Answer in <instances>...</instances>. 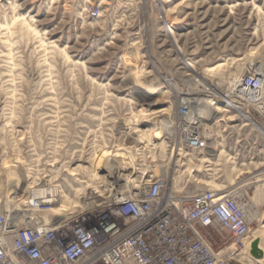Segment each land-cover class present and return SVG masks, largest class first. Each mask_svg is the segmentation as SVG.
I'll return each instance as SVG.
<instances>
[{
	"label": "rangeland",
	"instance_id": "obj_1",
	"mask_svg": "<svg viewBox=\"0 0 264 264\" xmlns=\"http://www.w3.org/2000/svg\"><path fill=\"white\" fill-rule=\"evenodd\" d=\"M216 69L235 78L264 69V0H0V212L18 227L76 220L167 175L183 193L239 194L262 250L241 262L264 264V117L202 115L215 155L191 163L161 148L186 98L221 96L207 87ZM47 188L54 201L35 208L33 190ZM57 208L67 211L53 217ZM222 239L231 236L221 228L210 238Z\"/></svg>",
	"mask_w": 264,
	"mask_h": 264
},
{
	"label": "built area",
	"instance_id": "obj_2",
	"mask_svg": "<svg viewBox=\"0 0 264 264\" xmlns=\"http://www.w3.org/2000/svg\"><path fill=\"white\" fill-rule=\"evenodd\" d=\"M88 14L99 17L94 7ZM161 86L169 87L168 79ZM207 95L227 112L264 117V75L258 70L244 73L221 96ZM208 121L190 103L178 105L163 132L172 163L212 156L214 126ZM170 182L167 175L150 176L138 189L112 193L98 206L103 210L60 223L32 220L13 229L11 214L0 212V264H243L241 256L254 259L253 222L235 192L189 194L173 190ZM219 228L231 239L215 247L210 238Z\"/></svg>",
	"mask_w": 264,
	"mask_h": 264
},
{
	"label": "bare ground",
	"instance_id": "obj_3",
	"mask_svg": "<svg viewBox=\"0 0 264 264\" xmlns=\"http://www.w3.org/2000/svg\"><path fill=\"white\" fill-rule=\"evenodd\" d=\"M172 30H170V32H171ZM172 34V33H171ZM189 64V63H188ZM189 66L192 68L190 71L191 72H194V73H196V71L194 70V67L191 65V64H189ZM189 71V70H188ZM221 71H223V70H215L214 72L215 73H220L221 74V77H219V78H217V81L218 82H216V81H213L212 83H210V84H208V86L207 87H209V89H212V90H214V91H216V92H224V89L222 88V84H227L228 86H232L234 83H236L238 80H239V78L241 77V74L240 75H236V78L235 77H232V76H229V74H227V76L224 74L223 75V73H221ZM252 71H255V70H252ZM224 73H226L225 71H223ZM258 72L259 73H262L263 75H264V69L263 70H261V71H259L258 70ZM244 73H246V72H244ZM196 76L197 77H201V74H196ZM203 79V78H202ZM200 80H201V78H200ZM200 80H196V82L198 81H200ZM190 81H193V80H190ZM204 81V80H203ZM184 102H186V103H190L194 108H195V110L200 114V115H204V114H213V116H214V118H217L218 117V115L219 114H221V112H223V110H222V106H221V104L217 101V100H215L214 98H211V96H208V95H206V96H191V97H189V98H186L185 100H184ZM241 115H243L244 117H245V119H246V121H248L249 123H251V124H253V125H255L254 123H252V121L250 120V118L248 117V116H245V113L244 114H241ZM248 115V114H247ZM154 116H159V115H152V116H150L149 118H153ZM205 116V115H204ZM242 116V117H243ZM203 117V116H202ZM232 119H233V117H230L229 118V120L230 121H232ZM206 120H207V118H206ZM239 120H240V118H239ZM209 121H210V119H209ZM215 122V121H214ZM155 124V123H154ZM164 124V123H163ZM163 124H161V125H163ZM155 125H158V123H156ZM258 126V125H257ZM158 127V126H157ZM156 126H155V128L154 129H151V131H152V133L153 134H161L162 132L160 131V132H158L159 131V128H157ZM167 127V126H166ZM170 126H168L167 128H169ZM260 129V128H259ZM161 137V136H160ZM164 137H162V139H161V148H162V151L164 150V146H163V142H164ZM165 151V150H164ZM212 152V151H211ZM212 154L213 155H215L214 154V152H212ZM114 157H116L115 155H114ZM111 158H113V157H111ZM128 159V158H127ZM122 160V159H121ZM124 162V164H127L126 162H125V160H123ZM128 161V160H127ZM84 168V167H83ZM127 170L128 169H130L129 167H127L126 168ZM86 170V169H85ZM130 173H129V171H126L125 173H124V175H122L120 178H122V179H125L128 175H129ZM108 177H111L110 178V181H116V179H115V176H114V173H109V175H108ZM121 182V179H120V181H117V185H119V183ZM114 183H116V182H114ZM20 186H21V184H19ZM18 185V186H19ZM20 186L19 187H16L15 188V191H17V190H20ZM125 186H126V189L127 188H130V184H129V181L127 180V182H126V184H125ZM124 186V187H125ZM172 186V183L170 182V187ZM132 190H133V188H131ZM130 189V190H131ZM128 191V190H127ZM33 192H34V195L35 196H37L34 200H35V202L38 204V205H40V204H49V203H52L53 201H54V197H55V194H56V190L55 189H50V188H47V189H37V190H33ZM240 193V192H239ZM95 193H90V199H96L93 195H94ZM237 194V193H236ZM237 195H239V194H237ZM48 197L50 198V197H52V198H50V199H48ZM30 203H32V202H30ZM88 206V205H87ZM13 211H14V216L16 217L17 215H18V213L20 212V210H18V209H13ZM65 211H67V208H57V209H53L52 211L50 210L49 212H51L52 214H56L55 216H53V217H59V215L60 214H63ZM48 212V213H49ZM40 213V212H39ZM21 216V215H20ZM12 218V217H11ZM41 219V218H40ZM38 220V219H37ZM30 221V220H29ZM41 222L40 223H48V221L50 222L51 220H49V219H46V220H40ZM13 222V220L11 221V228H16V227H18V224H16V223H12ZM27 222V221H26ZM48 224H50V223H48ZM256 242V241H255ZM243 259H245L243 256H241V260H243Z\"/></svg>",
	"mask_w": 264,
	"mask_h": 264
},
{
	"label": "water",
	"instance_id": "obj_4",
	"mask_svg": "<svg viewBox=\"0 0 264 264\" xmlns=\"http://www.w3.org/2000/svg\"><path fill=\"white\" fill-rule=\"evenodd\" d=\"M252 253L256 257H261L262 255V250L257 248V241L252 244Z\"/></svg>",
	"mask_w": 264,
	"mask_h": 264
},
{
	"label": "crops",
	"instance_id": "obj_5",
	"mask_svg": "<svg viewBox=\"0 0 264 264\" xmlns=\"http://www.w3.org/2000/svg\"><path fill=\"white\" fill-rule=\"evenodd\" d=\"M211 154H212V152H211ZM212 155H213V154H212ZM201 162H204V159H203Z\"/></svg>",
	"mask_w": 264,
	"mask_h": 264
}]
</instances>
